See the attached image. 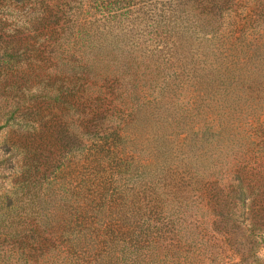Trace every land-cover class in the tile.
I'll list each match as a JSON object with an SVG mask.
<instances>
[{
	"label": "trees",
	"instance_id": "obj_1",
	"mask_svg": "<svg viewBox=\"0 0 264 264\" xmlns=\"http://www.w3.org/2000/svg\"><path fill=\"white\" fill-rule=\"evenodd\" d=\"M238 1L16 0L0 264H190L189 218L246 256L264 243V1L244 25ZM78 161L89 192L58 174Z\"/></svg>",
	"mask_w": 264,
	"mask_h": 264
},
{
	"label": "rangeland",
	"instance_id": "obj_2",
	"mask_svg": "<svg viewBox=\"0 0 264 264\" xmlns=\"http://www.w3.org/2000/svg\"><path fill=\"white\" fill-rule=\"evenodd\" d=\"M155 0H139V4L144 6L146 5L147 9H151V3L154 4ZM264 0H259L257 3L263 2ZM254 0H239L238 4L244 5L242 9L237 10V20L244 25L245 17L247 15L252 16L253 13H259L260 9H257ZM18 8L16 5V0H0V34L5 33V35L11 34L14 29L19 28L23 22L20 20V17H25L26 15L18 12ZM111 29L114 31H120L122 26L121 23L112 21ZM126 28V24H125ZM107 29V25H106ZM14 109V100L8 96L7 94L0 95V167L3 160V155L1 151V146L5 139V136L8 135L11 129H15L17 127V123L14 120V114H12ZM264 120V116L261 118ZM7 156V155H6ZM187 159V161H189ZM16 159L13 158V162L15 163ZM4 165V162H3ZM89 165V163H88ZM19 163H16L15 167L11 169L4 170L2 169V173H0V192L1 187L9 188L12 184V179L14 174L19 170ZM94 167L93 164H90L89 167L83 162L78 161V163L74 164H64L60 170H58V174L61 178V182H68L69 180H76L80 183L86 182L88 180L87 191H91L95 184L98 183L96 180L99 178L100 174H98V169H92ZM157 166L152 167L156 169ZM261 170L264 171V166L261 167ZM1 172V169H0ZM72 178V179H71ZM259 179V178H258ZM259 183H264V179L259 180ZM258 183V184H259ZM3 189V188H2ZM252 212L246 210L245 216H247V221L241 223V228L249 224V215L250 213H255L256 206L253 205ZM242 219V217L240 218ZM189 230L191 232H197L194 238H192V243L190 246H186V249L190 250L189 256L191 263L190 264H259L264 260V243H256L254 246L255 251L246 256L248 252V248L250 247V243L244 246L240 244V242L227 241L226 239H210V232L207 229H203L199 227L194 231V221L189 218L188 219ZM196 224V223H195ZM202 232H201V231ZM204 235L205 238L203 241L200 240V236ZM258 240L261 241V238L258 237ZM239 253V254H238ZM244 255V256H242ZM260 257V259H256V257ZM244 257V258H243ZM177 264V263H176Z\"/></svg>",
	"mask_w": 264,
	"mask_h": 264
}]
</instances>
